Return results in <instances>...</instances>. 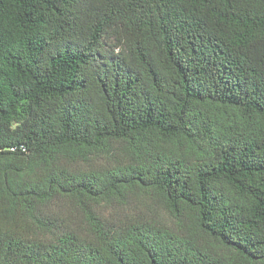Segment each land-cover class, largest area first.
Instances as JSON below:
<instances>
[{
    "label": "trees",
    "instance_id": "1",
    "mask_svg": "<svg viewBox=\"0 0 264 264\" xmlns=\"http://www.w3.org/2000/svg\"><path fill=\"white\" fill-rule=\"evenodd\" d=\"M0 264H264V0H0Z\"/></svg>",
    "mask_w": 264,
    "mask_h": 264
}]
</instances>
